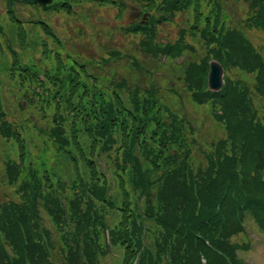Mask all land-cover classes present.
<instances>
[{
  "label": "trees",
  "instance_id": "1",
  "mask_svg": "<svg viewBox=\"0 0 264 264\" xmlns=\"http://www.w3.org/2000/svg\"><path fill=\"white\" fill-rule=\"evenodd\" d=\"M117 1L53 0L41 8L68 14L85 4L123 7ZM142 1L162 15L195 4L189 34L202 47L200 62L177 61L195 52L182 33L174 43L153 44L142 21L126 31L142 37L154 71L115 49L97 63L80 45L61 51L73 40L44 22L40 29L51 38L40 46L49 56L31 43L36 61L48 62L43 72L22 60L30 33L22 25L17 42L8 36V50L0 45L15 82L14 93L4 89L9 114L0 100V135L4 149L11 140L19 151L17 160L0 155V184L15 194L0 203V264H100L111 247L120 260L110 264H247L240 255L252 246L245 219L264 236V55L243 30L220 24L218 5L207 16L199 0ZM244 1L243 29L264 32V0ZM3 4L10 22L39 23L15 16L28 13L33 0ZM121 56L132 59L124 64L130 83L107 76L105 67ZM209 57L240 77L208 91ZM158 70L167 81L156 82ZM205 123L222 137L202 138Z\"/></svg>",
  "mask_w": 264,
  "mask_h": 264
},
{
  "label": "rangeland",
  "instance_id": "2",
  "mask_svg": "<svg viewBox=\"0 0 264 264\" xmlns=\"http://www.w3.org/2000/svg\"><path fill=\"white\" fill-rule=\"evenodd\" d=\"M6 1L7 0H0V45L3 50H8L9 46L4 43L6 37L8 36L11 39L15 38V42H17L20 39L19 37H17V33L20 31L19 27H21V25L26 28V32L30 31V33H27L28 37L26 39L29 44L26 43V46L24 47L25 53L22 54V60L27 64V67L31 69V71H40V69L42 68L43 72V70L45 69L43 65H48L47 61H36L38 58V56L36 55H39V53L36 54V51L31 53L34 47H39L42 55L41 58L43 56H49V53H45L43 55L41 51V42H48V39L51 38L40 29L43 24L41 22H44L47 25H49L48 23H50L52 30L55 31L60 38L69 37L71 40H73L69 43H66L68 45L66 47L64 46V43H61V47L59 46L61 51H76V47L74 46V44H76V46L80 45L81 49L84 50L86 48L85 52L87 54L91 53V55L95 58L93 59V61L97 63L100 60H98V57H107V54L103 53L105 50L115 49L120 53H126L131 57H134V60L137 61V64L140 63L143 67L147 66L151 70H155L153 64H151V61L148 59L149 57L146 55L143 56L142 54V49L139 46V44H141L142 37L126 31V27L129 25V21L126 20L127 13L129 12V14H131L132 12H134V9H139V11L144 10L140 3L145 1L118 0L117 2H120L123 7H113L104 4H85L83 5V9L78 7L68 14H66L64 11L56 10L43 12L40 7L37 10H35L34 8H29L30 10H28V13L25 14H21L17 12V10L15 11V16L19 19H22L25 16L29 15L28 17L30 19H37L39 21V23L37 24L26 23L23 20L21 24H18L16 22V18L15 21L10 22L5 15V7L3 3ZM198 2L203 15L207 16H211V13L217 10L218 5L220 24L222 22L223 27L226 26L243 30V32H241L242 34L244 33L245 38H247L252 43V45L264 55V32L254 29H243V23L248 16L249 10L246 1L199 0ZM194 5L195 4H193V8L188 7L178 12L171 11L165 13L164 15H162L163 11L149 10L145 15L146 19L144 20L150 28L149 31H152L154 34V39L152 41L153 44H158L161 42L166 44L174 43L178 39L180 33H182L184 42L193 46L195 52L185 53L184 56H181V58L177 59L178 62H182L184 60H190L191 62H200V60L202 59V56L200 55L202 47L192 42L190 40L189 34V32H191L193 19L195 18ZM18 7L16 9L26 10ZM118 9H121L122 11L118 13ZM80 17L85 18L88 21L84 22L83 20H80ZM152 21L155 22L152 23ZM151 23L153 26L151 25ZM10 24L12 26H9ZM131 26L132 25L130 24V27ZM11 30H13L14 33H12ZM77 30H79L80 34H76ZM31 43H34L35 46H31ZM48 47L52 48L53 45L48 44ZM210 55L211 54L209 53L208 56ZM211 60L215 59L209 57L207 62L209 63V61ZM9 62L10 59L8 56H6V54H0L1 109L5 110L8 114L10 111L11 101L8 99V95L7 93H5L4 89H6L9 93H14L15 91V82H13V80H10L8 76H6L7 72L9 73V71L7 70V68L10 66ZM125 63L133 64L132 59L125 60L122 56L114 60L113 62H110V64L105 67L106 71H108L107 76L109 77L112 74L113 76H115L116 74H118V76L122 75L128 80V73L127 76L124 73ZM158 74L159 75L155 77L157 83H159V78H162L164 82L165 79L167 81L168 77L165 71L158 70ZM237 76L240 77V75H238L237 72H234L231 68L226 71H224L223 69L222 85H224L225 79L233 81ZM170 79L172 80V74ZM136 81L140 82V80H137V78ZM15 99L16 97L13 98L12 104ZM18 100L19 98L16 99V102ZM23 101L24 100H22V102ZM254 103L257 104L255 101ZM183 105L185 106V108L183 109H189V111H192V107L189 104L183 103ZM24 107H26V102L24 103ZM15 113H18L17 110H15ZM35 120L32 119V121ZM207 121L208 120H206V122ZM204 128L205 130L202 134H204L205 136H203L202 138L217 139L218 137H222L217 127H214L211 124L209 126V123H205ZM24 134L26 138L29 139V134L27 132H24ZM33 139L35 140V137ZM4 144L6 147L5 149L2 137L0 135V155L6 152L7 154L9 153L8 156L10 155L15 159L18 158L19 151L17 149V145L11 140L7 141L6 143L4 142ZM30 151H32V149ZM14 198L15 194L9 190L8 185L5 186L3 184H0V203ZM40 215L41 219L43 220L42 225L48 228L54 234L50 223L47 221L45 211L40 209ZM245 232L247 237L252 240V246L248 252H246L245 254L240 253V255L244 257L247 264H264V236H262V234L258 231L257 227L251 219H245ZM110 250L111 251L108 255L106 254L104 257L99 256L97 262H101L100 264H102V262L103 264H110V262H113L114 259L115 262L119 261V251L117 249H113L112 247L110 248Z\"/></svg>",
  "mask_w": 264,
  "mask_h": 264
},
{
  "label": "water",
  "instance_id": "3",
  "mask_svg": "<svg viewBox=\"0 0 264 264\" xmlns=\"http://www.w3.org/2000/svg\"><path fill=\"white\" fill-rule=\"evenodd\" d=\"M42 6L50 4L52 0H34ZM145 16V15H144ZM132 19L133 17L130 16ZM207 88L210 92H218L222 87L223 68L216 60H211L208 63Z\"/></svg>",
  "mask_w": 264,
  "mask_h": 264
},
{
  "label": "flooded vegetation",
  "instance_id": "4",
  "mask_svg": "<svg viewBox=\"0 0 264 264\" xmlns=\"http://www.w3.org/2000/svg\"><path fill=\"white\" fill-rule=\"evenodd\" d=\"M52 4L53 3H50L49 5H52ZM49 5L40 6V5L36 4V5H34V7H31V8H34L35 10H37L40 7V9L43 12H47V11H50V9L45 8V10H44L41 7H47ZM147 13L148 12L145 9L142 10V11H139V9H134V12H132L131 14H129V12L127 13L126 20H128L129 22H140V21L145 22L144 19H146V18H145L144 15H146ZM130 16H132L133 18L131 19ZM48 24L49 25H47V26H50V23H48ZM50 29L52 30L51 26H50ZM52 32L59 38V35H57L55 31L52 30ZM61 39H66L67 40V37L66 38H61Z\"/></svg>",
  "mask_w": 264,
  "mask_h": 264
}]
</instances>
